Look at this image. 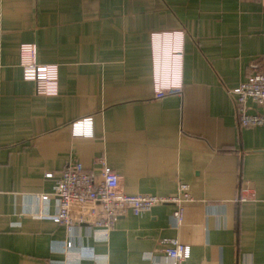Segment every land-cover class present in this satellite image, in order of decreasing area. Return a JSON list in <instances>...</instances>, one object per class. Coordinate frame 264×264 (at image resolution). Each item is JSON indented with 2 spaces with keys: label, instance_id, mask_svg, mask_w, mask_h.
I'll return each mask as SVG.
<instances>
[{
  "label": "crops",
  "instance_id": "crops-1",
  "mask_svg": "<svg viewBox=\"0 0 264 264\" xmlns=\"http://www.w3.org/2000/svg\"><path fill=\"white\" fill-rule=\"evenodd\" d=\"M24 43L57 66L55 94L23 79ZM257 70L264 0H0V264H172L166 238L188 264H264V124L239 126L229 93ZM157 79L179 89L157 98ZM87 117L91 136H73ZM100 156L127 195L188 184L181 223L172 204L107 235L89 209L55 222L45 173L79 162L98 178Z\"/></svg>",
  "mask_w": 264,
  "mask_h": 264
},
{
  "label": "built area",
  "instance_id": "built-area-1",
  "mask_svg": "<svg viewBox=\"0 0 264 264\" xmlns=\"http://www.w3.org/2000/svg\"><path fill=\"white\" fill-rule=\"evenodd\" d=\"M36 45L24 43L19 46L22 77L25 80L35 82L36 92L39 94L53 95L57 92L58 69L54 64H40L36 59ZM177 86H164L160 79L154 82L155 96L161 97L165 92L178 90ZM236 104L237 121L239 126H260L264 124V115L250 113L247 102L253 101L256 104L264 105V71H254L238 86L229 90ZM92 119L90 117L75 120L71 124L73 136H91ZM100 164V176L84 169L79 162L67 164L56 177L51 172H46V178H54L52 194L57 198V212L52 219L67 228L70 226L69 209L80 207L89 209L95 215L94 224L97 228L103 229L107 235L114 221L126 213L139 215L157 204H172L175 210L172 218L176 224H180L183 216V205L191 202L189 186L179 182L175 193L166 196L156 195H127L120 188L116 172L111 169L104 157H97L95 160ZM47 194H41L40 199H47ZM241 199H245L241 197ZM167 246L164 252L172 264H188L190 248L177 239H163ZM71 246L67 240L62 249L66 250Z\"/></svg>",
  "mask_w": 264,
  "mask_h": 264
}]
</instances>
